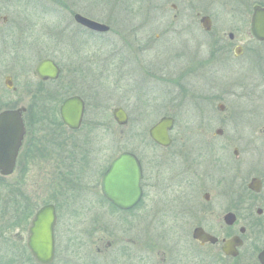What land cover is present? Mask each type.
Segmentation results:
<instances>
[{"label":"flooded vegetation","instance_id":"af4514ba","mask_svg":"<svg viewBox=\"0 0 264 264\" xmlns=\"http://www.w3.org/2000/svg\"><path fill=\"white\" fill-rule=\"evenodd\" d=\"M246 4L248 6L247 2ZM255 5L260 4L253 6ZM171 8L176 10L177 4L171 3ZM187 8V3L181 5L183 11H187ZM179 10L175 11L173 18L189 17L186 20L191 23H197L198 20L200 30L193 27L189 32L193 37L208 34L211 38L206 61L199 55L200 50L192 51L190 47L173 44L174 41L176 43L183 41L186 29L172 31L173 36L170 33L166 35L169 37L168 45L163 46V52H156L163 61L140 62L139 48L134 45L127 47L130 48L128 53L120 55L117 80L131 86L137 85V88L140 81L143 84H148L150 80L162 81L169 90L165 92L168 94L163 99V105H158L161 115L159 119L161 117L173 119V125L168 130L170 142L167 144H159L153 140L149 135L150 128L148 129L149 145L153 150L147 163L136 150L126 149L118 153H132L141 168L140 196L129 207L117 206L102 191L103 175L118 154L107 163L106 159L97 157L99 152H96L93 146L95 128L86 129L85 126L86 96L80 93L81 91L66 95V97L78 95L84 101L81 124L78 128L72 129L63 123L59 107L57 110L43 108L41 101L46 100L48 104L54 97L41 99V95L36 94L39 90L37 88L31 91L35 96L33 101L28 103L26 79L18 84L9 73L3 76V80L0 78V112L24 108L21 111L24 131L15 167L20 166L24 175L27 174L30 165L41 161L46 163L45 175L52 177L50 181H46L47 183H38L41 189L45 190L48 187L47 189L51 191L52 197L45 204L53 205L56 214L54 258L50 264L56 259L55 228L59 225L63 206L68 207L76 218L78 213L86 211L88 206L85 204L89 202L104 207V210L99 208L93 211V214L112 212L117 218L105 216L98 217L99 221H94L91 217L88 223H85L90 232L93 227L102 228L105 237L86 239L84 259L80 264H264V108L257 106L255 109V104L252 106V102L257 104L262 101L264 104V80L257 83L249 72L246 78L233 80L232 85L235 87L227 90V93L235 98L230 97L231 104L229 102L226 105L220 101L217 109L211 112L209 105L202 106L206 114L198 127L199 134L201 133L200 141L176 142L174 136L177 129L176 117L181 115L178 112L183 111L181 109L183 107L178 103L183 104L185 99H204L205 95L202 93L204 83L210 92L217 90L213 86L217 85L218 73L211 70V65L218 66L217 70L220 71L242 55L250 60L262 58L264 53L260 55L255 46H246L244 49L237 42L231 48L233 56L229 55V48L223 37H219L211 30L213 19L210 9L199 10L192 16L186 12L180 14ZM75 14L85 15L79 12L72 14L74 23L85 31L99 34L111 31L110 25L98 20L95 21L108 26L107 31L88 29L75 20ZM204 17L210 22L208 29L201 22ZM228 38L233 40L234 35L228 33ZM185 40L188 41V38L185 37ZM208 62L211 63L208 67L212 71L211 78L204 72V65ZM58 67L60 74L54 80H41L33 73L32 75L38 84L53 83L58 81L61 75V68L59 65ZM129 78L131 80L128 81ZM143 92L145 91H137L135 94L141 95L140 98L143 99L145 97ZM227 93H221L220 100L224 99ZM17 94L20 98L13 101L11 97H17ZM56 94L58 93H54V96ZM242 98L248 99V108H234L236 103L234 100ZM119 99H122L121 94ZM34 103L37 109H29V105ZM152 107L148 103L142 107L143 109L135 106L133 112L144 116ZM121 108L128 118L126 110ZM199 113V111L196 113V117ZM189 114L181 116L189 118ZM190 128L183 126L184 130ZM82 130L83 132H80ZM103 161V166L93 173L94 163ZM50 165H55V168L48 170ZM11 175L0 174V180ZM92 187L97 190H92ZM4 188L10 207L14 189L11 184L4 185ZM19 198L25 213L28 209L29 195L22 187ZM40 207L32 209L33 214ZM143 208L144 212L152 216L151 218L141 216L144 213L141 212ZM67 261L69 264V259ZM71 262L77 264L76 260Z\"/></svg>","mask_w":264,"mask_h":264},{"label":"rangeland","instance_id":"374dc122","mask_svg":"<svg viewBox=\"0 0 264 264\" xmlns=\"http://www.w3.org/2000/svg\"><path fill=\"white\" fill-rule=\"evenodd\" d=\"M173 2L177 4L176 10L180 9V14L186 12L189 16L199 10L210 9L213 19L211 30L219 37H223L229 48V55L233 56L231 48L237 42L244 49L246 46H255L260 55H263L264 42H256L252 38L249 25L252 6L264 5V0H0V78L3 80V76L9 73L18 84L26 79L28 103L32 102L35 96L31 91L37 88L39 89L37 95L48 91L51 97H58L57 95L61 94L62 98L72 92L81 91L87 101L86 129L95 128L93 146L96 152H99L97 157L106 159L107 163L120 151L133 149L145 158L147 163L153 150L149 145L148 129L161 116L158 105H163V99L168 94L165 92L169 87L162 81L150 80L148 84L140 81L137 88V85L131 86L118 81L117 70L120 66V55L128 53L130 48L127 47L131 45L139 48L140 62L163 61L156 52L164 51L163 46H167L169 40L166 35L170 33L173 36L172 31L177 29L178 31L186 29L187 33L183 35V41L177 43L174 41L173 44L190 47L192 51L200 50L199 55L204 61L207 60L208 43L211 38L208 34L193 37L189 32L193 27L200 30L198 20L197 23H191L186 20L189 17L173 18V14L176 13V10L171 8ZM185 3L188 6L187 11L181 9V5ZM74 12L110 25L111 31L107 34L85 31L74 23L72 19ZM228 33L234 35V41L228 38ZM185 37L188 41H184ZM46 57L53 59L60 66L61 75L58 81L53 83L38 84L32 75V70L39 60ZM244 57L242 55L235 59V62H229L228 67L220 71L217 70L218 66L211 65V70L218 73L217 85L213 86L217 90L210 92L211 90H207V84L204 83L202 92L205 95L204 99H185L183 104L178 103L183 107L181 108L183 111L178 113L183 116L190 113L191 118L181 115L176 117L177 129L174 131L176 142L196 143L201 140L198 127L206 114L202 106L209 105L211 112L217 109L220 101L226 105L229 102L231 104L230 97L235 98L227 93V90L235 87L232 85L233 80L244 79L249 72L257 83L264 80V55L262 58L256 57L250 60ZM210 64L208 62L204 65V72L209 78L212 76V71L208 68ZM220 65L223 67L222 63ZM198 86L200 87V84ZM137 91H145L143 92L145 97L141 99V95L136 96ZM223 92L227 95L220 100ZM54 93L58 94L54 96ZM119 94L122 99H119ZM19 98L18 94L17 97H11L13 101ZM234 101L236 103L233 107L236 109H247L249 106L247 98ZM53 102L57 104L54 109L57 110L61 101L54 99ZM147 103L153 107L144 116L133 112L135 106L142 108ZM253 104L255 109L257 106L264 108L262 101L257 104L252 102V106ZM117 106L123 107L128 114V122L125 125H118L112 117L111 111ZM198 111L200 113L196 117ZM55 114L57 115L58 111ZM183 126L191 128L184 130ZM65 131L68 132L66 129ZM45 164L38 161L30 165L27 174L24 175L20 166H17L12 175L3 180L5 185L11 184L13 189H18L13 195H19L22 187L29 195V202L28 209L24 213L28 212L26 221H20L15 225L11 207L5 205L4 213L0 209V227L4 228L0 231V264H38L30 255L25 241L28 234L27 226L33 214L32 209L36 210L52 197L48 187L43 190L38 184L52 179L50 175H45L47 174L44 170ZM103 164L104 161L94 163L93 173ZM53 168L55 165H50L48 170ZM92 190L97 188L92 187ZM85 206H88L86 211L78 213L76 218L68 207L63 206L59 225L55 228L57 248L56 259L52 264H68L67 259L70 261L69 264H72V260L80 264L84 259L86 239L105 237L102 228L93 227L90 232L85 223H88L91 217L94 221H99L98 217L105 218V216L117 218L112 212L93 214L92 212L99 208L104 210L99 204L89 202ZM144 211L143 208L141 212ZM141 216L147 219L152 217L146 212Z\"/></svg>","mask_w":264,"mask_h":264},{"label":"water","instance_id":"95a60500","mask_svg":"<svg viewBox=\"0 0 264 264\" xmlns=\"http://www.w3.org/2000/svg\"><path fill=\"white\" fill-rule=\"evenodd\" d=\"M75 20L88 29L98 32L108 30V26L75 14ZM203 26L209 28V20L201 19ZM250 33L258 41H264V5L253 6L250 17ZM41 80L58 78L60 69L51 58L39 60L32 71ZM7 84L9 81L7 79ZM23 107L0 112V174L9 175L15 168V161L23 135L21 111ZM59 112L63 123L69 128L80 126L84 112V101L78 95L66 97L59 105ZM112 115L117 124L124 125L127 115L121 107H115ZM173 125L170 117H161L149 129L150 137L159 144L170 142L168 130ZM141 168L135 155L122 152L112 160L109 169L102 178L104 195L117 206L129 207L140 196L139 180ZM56 214L53 205L41 206L33 215L28 226L26 246L38 264H50L54 258V225Z\"/></svg>","mask_w":264,"mask_h":264},{"label":"trees","instance_id":"16d2710c","mask_svg":"<svg viewBox=\"0 0 264 264\" xmlns=\"http://www.w3.org/2000/svg\"><path fill=\"white\" fill-rule=\"evenodd\" d=\"M39 83L42 84V82H39ZM41 90H43V89H41ZM43 93L41 94V99H42V97H51L49 92H43ZM63 98L61 97V95L59 97L55 96L52 100H50V102H48V104H47L46 100L45 101L42 100L41 103L43 105V108H45V110L47 108L48 109H55L57 104L53 102L54 99H56V101L60 102ZM49 105H50V107H49ZM29 109H37L36 104L35 103L32 104V105L30 104L29 105ZM4 185L5 184H4L3 180H0V209L2 210L1 212H3V213L6 210L5 205H7V201H8V198L5 196L4 191H3L4 190ZM14 191H18V189H14ZM11 200L12 201H11V203L9 205L11 207V211H13L12 218H13L14 225L18 224L20 221H23V220L26 221V218L28 216V212H27V214H24V211L22 210L21 200L19 198V195L14 194L13 197L11 198ZM30 215H31V213H30ZM2 229H4V228L1 226L0 227V231Z\"/></svg>","mask_w":264,"mask_h":264}]
</instances>
